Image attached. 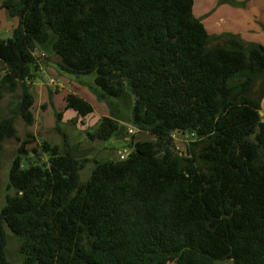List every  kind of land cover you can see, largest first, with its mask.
Here are the masks:
<instances>
[{"label": "trees", "instance_id": "1", "mask_svg": "<svg viewBox=\"0 0 264 264\" xmlns=\"http://www.w3.org/2000/svg\"><path fill=\"white\" fill-rule=\"evenodd\" d=\"M193 8L194 0H3L19 23L0 38V61L8 88L22 87L18 113L29 124L40 48L61 58L60 70L94 75L99 98L128 104L130 123L153 138L133 141L127 159H95L87 180L89 159L68 143L64 152L43 143L42 164L24 167L18 155L14 193L0 208V264H12L6 227L23 264H264V44L227 34L213 45ZM65 102L81 117L94 112L78 94ZM121 129L104 116L89 135L109 140ZM176 132L196 135L185 156ZM11 138L15 118L0 115V156Z\"/></svg>", "mask_w": 264, "mask_h": 264}, {"label": "rangeland", "instance_id": "2", "mask_svg": "<svg viewBox=\"0 0 264 264\" xmlns=\"http://www.w3.org/2000/svg\"><path fill=\"white\" fill-rule=\"evenodd\" d=\"M1 1L2 0H0V2ZM18 23V18L11 17L6 9H0V38H10L12 36V29L17 26ZM43 53H45V55ZM35 55L38 58L39 67H55L56 70L61 73L60 78L67 81V84L76 82L77 86L86 92L87 99L94 106V112L86 118L81 117L77 113V124L66 114V110H64L62 106H60V109L53 106L54 91L49 86L46 89V94L48 95L47 100L44 102L40 101L39 95L34 89V82L37 81L36 79L38 78V73H36L35 78L30 83L31 91H33L35 96V103L32 107V111L35 115V122L29 124L18 113L22 87L18 86L14 91L8 88L5 64L0 61V89L3 91V97L0 100V115L2 117H14L18 130V138L7 139L3 142L0 156L2 163L0 171V208L6 204L7 196L14 193V190L10 187V169L14 159L18 155H21L24 167H27L32 162L38 164L47 162L49 154L44 152L42 148V145L45 142H48L53 146L57 145L61 152L65 151V145L68 143L73 147V152L76 156L88 158L89 161L87 162L85 169L81 172L82 179L87 180L94 168L95 159L101 161L119 159V152L126 147H129L133 141L151 140L153 138L150 134L139 131L130 123L132 109L128 104L116 99L110 105L99 98L96 90L97 86L94 82V75L76 76L60 70L58 62L61 58L55 53L37 48ZM49 78V75H46L44 80L48 81ZM55 86L58 89L59 85ZM261 105L262 111L264 112V97ZM46 111L48 112L41 124V115ZM59 113H61L60 117L58 116ZM104 116H115L118 118L122 125V129L109 140H93L89 133L94 132L98 128L100 121ZM130 128L135 129L134 134L129 133ZM126 137L129 139H126ZM190 137L191 133L189 132L184 133V135L173 136L174 147L176 148L178 145L180 146V149L177 150L180 155H187V147L189 143L196 139L195 137H193V139ZM199 149V147L196 148V150ZM6 234V254L8 260L12 264H23L19 238L8 227H6ZM171 264L177 263L173 262ZM219 264H233V261L222 260L219 261Z\"/></svg>", "mask_w": 264, "mask_h": 264}, {"label": "crops", "instance_id": "3", "mask_svg": "<svg viewBox=\"0 0 264 264\" xmlns=\"http://www.w3.org/2000/svg\"><path fill=\"white\" fill-rule=\"evenodd\" d=\"M2 2L3 0L0 4ZM193 12L204 23L213 45L225 44L227 34L238 35L246 43L264 44V0H194ZM39 70L37 81L34 82L39 100H47L46 89L49 86L54 91L53 106L59 109L62 106L66 114L78 124V114L74 110L66 109L65 97L69 93H75L88 100L86 92L76 82L67 84V81L60 78L61 73L55 67L40 66ZM46 75L50 77L48 81L44 80ZM53 77H59L58 89L50 83ZM47 112L41 115V124Z\"/></svg>", "mask_w": 264, "mask_h": 264}, {"label": "built area", "instance_id": "4", "mask_svg": "<svg viewBox=\"0 0 264 264\" xmlns=\"http://www.w3.org/2000/svg\"><path fill=\"white\" fill-rule=\"evenodd\" d=\"M59 82L60 81L57 78H55V77H53V78L50 79V83L52 85H58ZM129 133L134 134L135 133V129L134 128H130L129 129ZM177 135H184V133H182V132H176V133L173 134L174 137H176ZM193 137H196L195 133H191V137L190 138L193 139ZM127 139H129V138H127ZM176 148L175 149L178 150V149H180V146L178 145ZM131 152H132V147H130V146L129 147H126L124 150H121L119 152V154H120L119 158L121 160L127 159V157L130 155Z\"/></svg>", "mask_w": 264, "mask_h": 264}, {"label": "water", "instance_id": "5", "mask_svg": "<svg viewBox=\"0 0 264 264\" xmlns=\"http://www.w3.org/2000/svg\"><path fill=\"white\" fill-rule=\"evenodd\" d=\"M260 113H261V115L263 116L264 112H263V111H261Z\"/></svg>", "mask_w": 264, "mask_h": 264}]
</instances>
